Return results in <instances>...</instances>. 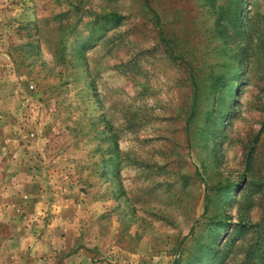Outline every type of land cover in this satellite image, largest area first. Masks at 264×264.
Wrapping results in <instances>:
<instances>
[{"label": "rangeland", "instance_id": "obj_1", "mask_svg": "<svg viewBox=\"0 0 264 264\" xmlns=\"http://www.w3.org/2000/svg\"><path fill=\"white\" fill-rule=\"evenodd\" d=\"M237 1L0 0V264L256 260L264 0Z\"/></svg>", "mask_w": 264, "mask_h": 264}, {"label": "trees", "instance_id": "obj_2", "mask_svg": "<svg viewBox=\"0 0 264 264\" xmlns=\"http://www.w3.org/2000/svg\"><path fill=\"white\" fill-rule=\"evenodd\" d=\"M231 2H233V8L231 11L232 21L237 22L238 21V11H239V7H240V2L237 0H231ZM234 75L235 76L239 75L238 69L235 70ZM231 91H233V89ZM249 158H250V154L247 155L246 160L248 161ZM225 186L227 188H230V187L237 186V184L235 182H230L228 184H225ZM246 211H247V209H245V207H242L241 203H239L237 206V212L239 213V219L238 220H239L240 224L236 225L237 229L235 230L237 233V236L241 232H243L244 230H247L246 224H244V219H243L244 216L246 215ZM219 223H220V221H219ZM256 227H258V243H256L255 248L253 250V258H255L256 260H253L251 262V264H264V220H262L261 224H257ZM211 249H213V248L210 247L207 250V252H209V250H211ZM220 252H218V253H220ZM221 257L222 256H220V258Z\"/></svg>", "mask_w": 264, "mask_h": 264}, {"label": "crops", "instance_id": "obj_3", "mask_svg": "<svg viewBox=\"0 0 264 264\" xmlns=\"http://www.w3.org/2000/svg\"><path fill=\"white\" fill-rule=\"evenodd\" d=\"M2 190V189H1ZM0 190V191H1ZM7 191V190H6ZM7 192H10V194H16V193H14V192H12V189H10V190H8ZM11 252V250L9 251V252H7V254H9Z\"/></svg>", "mask_w": 264, "mask_h": 264}]
</instances>
